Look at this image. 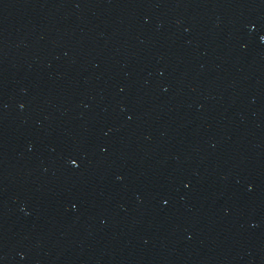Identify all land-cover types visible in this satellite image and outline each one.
I'll use <instances>...</instances> for the list:
<instances>
[{
    "label": "water",
    "instance_id": "1",
    "mask_svg": "<svg viewBox=\"0 0 264 264\" xmlns=\"http://www.w3.org/2000/svg\"><path fill=\"white\" fill-rule=\"evenodd\" d=\"M0 264H264V0H0Z\"/></svg>",
    "mask_w": 264,
    "mask_h": 264
},
{
    "label": "snow or ice",
    "instance_id": "2",
    "mask_svg": "<svg viewBox=\"0 0 264 264\" xmlns=\"http://www.w3.org/2000/svg\"><path fill=\"white\" fill-rule=\"evenodd\" d=\"M71 163H72L73 165H76V161H75V160H72Z\"/></svg>",
    "mask_w": 264,
    "mask_h": 264
}]
</instances>
